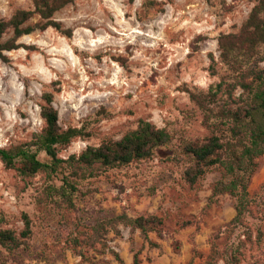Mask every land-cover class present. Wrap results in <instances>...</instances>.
<instances>
[{
  "label": "rangeland",
  "instance_id": "374dc122",
  "mask_svg": "<svg viewBox=\"0 0 264 264\" xmlns=\"http://www.w3.org/2000/svg\"><path fill=\"white\" fill-rule=\"evenodd\" d=\"M254 4L75 0L54 14L73 30L71 37L48 27L20 38L24 47L7 52L8 61L0 59L1 147L30 141L42 131L45 91L54 93L60 125L84 127L87 133L61 148L63 158L121 138L140 119L165 127L173 140L151 158L73 178L74 205L52 194L63 173L22 176L0 158V228L14 230L24 241L13 250L0 244V264H133L139 248L144 264H208L213 250L217 264H264V155L249 185V211L235 226L234 197L212 195L223 169L215 166L190 184L184 178L190 161L181 150L183 141L210 134L190 91H207L228 72L218 37L238 32ZM19 8L34 9L33 0H0V19ZM39 20L36 14L29 22ZM11 34L9 29L4 37ZM211 54L215 75L209 70ZM40 158L48 159L45 153ZM25 213L32 224L28 238L21 235ZM121 213L160 216L161 234L149 233L159 246L151 247L140 229L123 224L120 234L110 230L102 239L91 238L97 219Z\"/></svg>",
  "mask_w": 264,
  "mask_h": 264
},
{
  "label": "trees",
  "instance_id": "16d2710c",
  "mask_svg": "<svg viewBox=\"0 0 264 264\" xmlns=\"http://www.w3.org/2000/svg\"><path fill=\"white\" fill-rule=\"evenodd\" d=\"M254 1L239 31L221 33L218 37L220 58L228 72L207 91H190L210 134L202 141L185 140L181 145L182 152L190 161L184 173L190 184H195L215 166L223 169L212 195L229 193L234 197L236 215L230 223L235 226L242 224L249 211V185L258 168L257 159L264 155V66L261 65L264 61V0ZM73 2L75 0H33L34 9L19 8L9 19H0V59L8 61L7 52L24 47L20 38L36 30L54 27L71 37L73 30L64 28L54 14ZM36 14L40 20L30 23ZM9 29H12V34L5 38ZM210 58L209 70L215 75L216 59L213 54ZM238 89L241 90L239 93ZM42 97L41 116L45 121L42 131L30 141L11 147L0 146V158L6 168L15 169L22 176H34L41 171L50 177L63 173L61 185L53 186L52 194L61 196L68 205H74L73 196L78 190L73 178L94 174L98 167H117L151 158L157 149L172 143L173 136L168 129L140 119L137 127L121 138L104 139L99 145L87 146L80 155L63 158L59 155L61 148L67 147L75 137L87 133L84 127L64 129L59 122V111L53 104L54 93L45 91ZM41 153H45L48 159H41ZM65 169L69 173H65ZM3 220L1 216L0 222ZM23 220L25 227L21 235L28 238L32 234L31 219L25 213ZM119 224L140 229L151 247L159 246L149 236L151 231L162 232L163 219L155 214L134 217L121 213L99 218L91 227V238L102 239L110 230L120 234ZM22 243L24 241L14 230L0 228L1 245L13 250ZM142 251L143 248L135 251L133 264H144ZM113 252L121 260L120 254ZM216 258V250H213L208 264H217ZM227 262L234 264L230 260Z\"/></svg>",
  "mask_w": 264,
  "mask_h": 264
}]
</instances>
